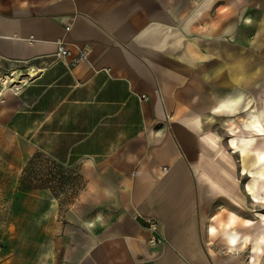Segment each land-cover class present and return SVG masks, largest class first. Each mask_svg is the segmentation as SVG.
<instances>
[{
	"label": "crops",
	"instance_id": "crops-1",
	"mask_svg": "<svg viewBox=\"0 0 264 264\" xmlns=\"http://www.w3.org/2000/svg\"><path fill=\"white\" fill-rule=\"evenodd\" d=\"M5 66L20 81L0 96V157L75 177L70 264H259L264 0H0ZM212 124L239 126L250 179L203 169Z\"/></svg>",
	"mask_w": 264,
	"mask_h": 264
},
{
	"label": "rangeland",
	"instance_id": "rangeland-1",
	"mask_svg": "<svg viewBox=\"0 0 264 264\" xmlns=\"http://www.w3.org/2000/svg\"><path fill=\"white\" fill-rule=\"evenodd\" d=\"M18 81L20 76L14 67H0V96ZM233 127L218 124L201 126L202 131L214 137L205 146L203 169L206 172L221 170V176L235 170L237 181L243 183L250 178L241 175L238 169L248 165V159L239 158L230 145V138L242 136L239 126H236L237 130ZM8 160V157H0V264L72 263L76 238L70 231L65 233L67 221L62 216L70 210L74 192H78L73 188L75 177L71 173L66 174L64 183H58L56 165L40 154H35L22 172H15ZM216 219L214 217L211 222L217 223ZM206 221L211 223L210 217ZM18 231L24 235H19ZM40 232H43L42 236L31 235ZM258 263L263 264L264 257L258 259Z\"/></svg>",
	"mask_w": 264,
	"mask_h": 264
},
{
	"label": "built area",
	"instance_id": "built-area-1",
	"mask_svg": "<svg viewBox=\"0 0 264 264\" xmlns=\"http://www.w3.org/2000/svg\"><path fill=\"white\" fill-rule=\"evenodd\" d=\"M88 53H89V47L87 45L79 47L76 56L70 59V64L74 65L81 60H85L87 58ZM56 55L61 59L69 55V51L64 47V43L62 41H58ZM144 222L146 223L148 229L151 231V235L148 238L147 242L149 244H156L160 242V238L158 237L157 234L158 231L157 222L153 219H148V218H144Z\"/></svg>",
	"mask_w": 264,
	"mask_h": 264
}]
</instances>
